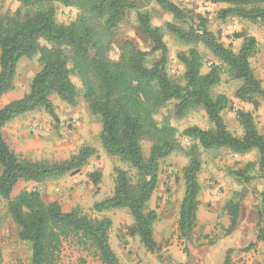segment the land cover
<instances>
[{
  "label": "trees",
  "instance_id": "obj_1",
  "mask_svg": "<svg viewBox=\"0 0 264 264\" xmlns=\"http://www.w3.org/2000/svg\"><path fill=\"white\" fill-rule=\"evenodd\" d=\"M20 7L14 13H3L0 7V100L15 88L18 66L22 59L38 57L40 70L34 76L30 90L22 98L0 109V198L17 227L18 238L31 246L30 264H60L66 242L91 253L102 264H121L110 244L113 221L107 216L92 217L80 207L64 212L58 202L46 203L40 190H21L12 196L19 182L44 184L64 176H75L95 156L94 148L86 146L64 161H37L23 158L8 144L3 134L7 123L21 115L45 110L56 117L51 100L57 95L70 107H76L83 96L90 112L100 115V139L105 154L128 164L136 171L133 178L123 169H116L112 196L93 205V212L127 210L133 220L128 233L138 237L151 254H159L163 244L155 236L156 211L147 205L159 185L163 161L174 153L189 159L183 169L184 196L180 203L179 233L184 240L207 242L218 239L196 233L197 214L202 191L199 174L202 153L228 149L246 155L258 152L256 163L233 171L243 187L250 186L256 177L264 180V135L255 124L253 114L238 111L243 134H232L225 123L223 112L230 104L224 94L213 96V89L224 74L241 83L236 97L259 107L264 102V86L251 66L258 51V41L245 36L238 51L226 47L206 27L202 20L198 27L188 24L190 11L171 0H17ZM226 4L220 19L238 18L254 24L264 23V0H210ZM155 3L173 16L165 28L152 25V14L143 12L144 3ZM57 4L78 10L69 24L57 20ZM137 12L138 29L147 38L148 48H139L127 41L112 55L120 25L131 12ZM174 35L188 51L178 53L185 66L184 84L171 80L167 72L169 49L165 32ZM203 45L218 60L204 72ZM159 56V60H154ZM72 77L79 79L78 89ZM166 111V116H162ZM198 113L210 128L191 126L180 132L172 120H184ZM181 138L189 141L185 148ZM149 144L148 158L143 146ZM93 177V176H92ZM255 177V178H256ZM241 178L243 181H240ZM255 195V193H254ZM245 191L239 195L244 198ZM256 242L244 251L264 242V188L257 194ZM230 225L223 237L230 236L238 226L240 200L225 205ZM2 217L0 216V230ZM231 251L225 264H231ZM3 254L0 249V264Z\"/></svg>",
  "mask_w": 264,
  "mask_h": 264
},
{
  "label": "rangeland",
  "instance_id": "obj_2",
  "mask_svg": "<svg viewBox=\"0 0 264 264\" xmlns=\"http://www.w3.org/2000/svg\"><path fill=\"white\" fill-rule=\"evenodd\" d=\"M171 1H173L178 6L187 9V11H190L188 24H183L184 27L187 28L190 25L198 27L202 23V20L197 17L200 16L206 20L207 29L214 33L226 47L231 48L234 51H238L240 49L245 36L255 37L258 41V51L251 59V66L264 86V23L254 24L238 18L222 20L220 19L219 15L221 9L218 6L213 7L210 3V0ZM0 7L4 14L14 13L20 7V3L17 0H0ZM56 7L58 22L69 24L76 19L78 14L77 9L65 7L61 4H57ZM142 11L151 13L152 25L160 26L163 29L165 28L167 22L174 21V18L171 14L164 12L153 2L144 3ZM164 32L165 42L169 49L167 63L168 76L171 80L180 84H184L183 77L185 66L180 62L178 53L182 51H188L189 48L180 42L174 35L170 34L166 30H164ZM118 33V39L112 48L113 56H117L119 54V47L125 44L127 41L139 48L146 49L149 46L146 36L138 29L137 12L135 11L131 12L127 19L120 25ZM199 49L204 57V72H208L211 67L209 65L217 64L219 62L203 45H200ZM154 58L156 61L159 60L160 57L156 56ZM40 68L41 67L38 62V57H35L32 60L27 58L22 59L18 66L17 77L15 79V88L13 91H11V93L9 92L10 94L7 93V96L3 98L2 103L20 99L25 94H27L30 90L32 80ZM72 81L77 87H79L78 89H82L78 78L72 77ZM240 85V82L233 81L228 77V75L224 74L222 76L221 82L213 89V96L224 94L230 100L228 108L223 112V118L227 128L232 134L236 136H241L243 134V128L240 125L237 116V112L242 110L253 114L258 131L264 135V102L259 100V107L255 109L253 104L237 98L236 92ZM79 99H81L80 101L83 103V96H81ZM51 100L55 106L56 117H52L45 110L37 111L35 113L36 117H34L35 119L37 118L34 120L35 124L28 126L27 132L30 136L28 141H25L27 139L22 137H20L19 140L22 145L30 147L29 150L31 152L28 154L29 158L25 156L23 157L21 154L18 155L23 158L34 159L37 161H64L76 154L83 147L89 146L94 148L96 151L95 156L92 158L95 160L94 167H100L97 170L88 173L86 178L82 180L81 185H84L86 188L91 185L92 194H94L93 196H100V198H105L110 194H113L115 188L116 169L126 170L133 178H135L136 171L128 164L105 154L99 135L100 131L98 132L99 127H102L100 115H94L92 113L89 115L88 111L90 112V110L86 102H84L81 106L79 105L78 110L80 114L84 116V119L89 124V134L87 135L88 138L86 143H81V141L77 142L73 139V137L76 134V131L79 129L78 120L69 118V116L67 119H63L61 116L63 102L57 95H53ZM64 110L68 111L69 107L65 108ZM162 116H166V111H163L159 118L162 119ZM44 122L49 127L44 125ZM171 122L173 126H175L180 132L191 126H198L202 129H208L211 127L204 116L198 113H193L184 120L173 119ZM86 131L87 130L84 132ZM181 142L185 148L189 147L190 143L187 139L181 138ZM143 152L144 156L148 158L150 153L149 144H144ZM257 160L258 152L256 151L246 155L236 154L228 149H219L207 152L204 151L202 153L203 166L199 174V182L201 183L202 187L201 194L205 195V193H209L213 196L214 194L212 193L217 192L218 194H223L229 191L232 200L242 201L244 199H239V195L245 191V194L248 192L253 194L255 193L254 197L257 198V194H259V192L264 188V180L261 178L258 179L256 177L257 169H251L249 171L250 175H253V177L251 178L250 186L246 187H243L241 184H239L238 178L231 174L233 171L245 169L247 164L256 163ZM90 161L89 167L92 166V162ZM188 162L189 159L187 156L181 153H174L163 161L160 172L161 183L155 192H160L161 196L159 198H166V205L176 203L169 200L171 198H183L185 187L182 175L183 169L188 164ZM73 179L75 178H73L71 175L64 176L63 182H58L56 187L72 192L76 187H78L77 183L73 182ZM240 181H243V179L241 178ZM211 183H214V185L209 186L208 184ZM24 189L39 190V187L27 185L22 182L17 185L15 188V193H13L12 196L15 197L21 190ZM41 193L43 194V199H47L46 191L42 190ZM80 208L92 217H103L98 213L93 212L92 206H89L88 208ZM159 208L160 206H157V209ZM208 208H210V205ZM147 210L152 211V208L148 206ZM157 214L159 219L155 224V228L156 226L158 227L157 235L162 236V230L159 224L162 221V218L167 215L166 212H157ZM128 215L130 216V213L127 210H121L119 211L117 217L122 219V222H126L128 220ZM0 216L2 217L0 230V249L3 254L2 264H30L31 246L29 243L19 240L17 227L7 212L6 202L1 198ZM224 216L225 215L219 210L218 215L215 217L217 221L215 231L208 235L212 239L217 238L220 240V238L225 236L224 232L229 226L227 227L224 225V219L226 218H224ZM197 234L199 235V233ZM200 236H204V234H200ZM160 242H167L170 244L171 238L168 241L162 239ZM230 251L232 252L230 255L231 264H264V248L260 250V254H258V249L255 247L249 249L248 251H244V249ZM140 257L142 259L141 264H161V262L156 258L157 256L149 252H140ZM73 258L78 259L77 261H79L80 264L84 263L83 258L78 255L77 250L72 251L63 249L60 264L62 260L66 261L67 259Z\"/></svg>",
  "mask_w": 264,
  "mask_h": 264
},
{
  "label": "crops",
  "instance_id": "obj_3",
  "mask_svg": "<svg viewBox=\"0 0 264 264\" xmlns=\"http://www.w3.org/2000/svg\"><path fill=\"white\" fill-rule=\"evenodd\" d=\"M211 4L213 7L218 6L220 9L228 7L226 4ZM5 96H7V94L4 95L0 100V109L12 101L18 100L15 99L2 103ZM80 100L81 99H79L78 105L76 107H70L62 103L63 107L61 110V116L63 119H67L69 116V118L78 120L79 129L76 131L73 139L77 142L81 141V143H86L88 138L87 135L89 134V124L78 110L79 105L81 106L85 102V100H83L82 103ZM67 107H69V110L65 111L64 109ZM35 113L36 112L21 115L7 123L3 128L4 137L6 138L10 147L17 154L23 155V157H28V154L31 151L29 150L30 147L22 145L19 140L20 137H22L27 139L25 141H28L30 137L27 132L28 126L35 124L34 120L37 119L34 118L36 117ZM88 114L91 115V112L88 111ZM44 125L48 126L45 122ZM85 130L87 131L84 132ZM101 131L102 127H99V135ZM90 162H92L91 167H89V163L80 174L73 176V178H75L73 179V182L77 183L78 187H76L72 192L56 187L58 182H63L64 177L60 178L59 180L48 181L44 184L25 183L23 181L19 182L18 184L23 182L27 185L38 186L40 191H46L47 199H44L45 202L60 203L64 212H71L74 208L79 206L82 208H88L89 206L93 207L95 203L101 202L113 194H110L105 198H100V196L95 197L93 196L94 194H92L91 185H89L88 188H86L84 185H81L82 180L86 178L88 173H91L100 167H94L95 160L92 159ZM159 181L158 187L161 183V177ZM208 185L213 186L214 183ZM13 193H15V189ZM229 193V191L223 194H218L216 192L212 193L214 194L213 196L209 193H205V195L201 194L199 198L201 204L197 214V227L195 229L196 233H199V235H209L210 233L214 232L217 222L215 217L218 215L219 210L225 215L224 218L226 217L224 219V225L227 227L230 225V216L224 208L226 203L232 199ZM160 196V192H155L151 200L148 202L147 207L150 206L152 210H155L159 213L166 212L167 215L162 218V221L159 224L162 230V236L157 235L158 227L156 226L155 228V236L159 243H161L160 241L162 239L168 241L171 238L170 244L167 242L161 243L164 247L159 254H153L157 256L156 258L161 262V264H225L230 250H242L256 242L258 218L255 205L258 203V199L254 197V194L251 192L246 193L243 198L244 200L240 201L239 221L235 231L230 236L220 238V240H218L214 245H209L207 242H196L193 240L182 239L179 233L178 222L180 217V203L183 198H171L169 200L176 203L166 205V198H159ZM209 205L210 208H208ZM157 206H160V208L157 209ZM119 211L121 210L116 209L99 214L100 216H107L113 221V226L110 231L111 247L121 264H141L142 259L140 257V252L147 251L138 237H133L128 233V228L133 224L131 220L132 218L128 215V220L126 222H122V219L117 217ZM255 248L258 249V254H260V250L264 248V242L257 243ZM63 249L72 251L77 250L78 255H80V257H82L84 260L83 264H102L98 258H95L91 253L77 247L73 243L66 242ZM77 260L78 259L74 258L67 259L66 261L62 260L61 264H80V262Z\"/></svg>",
  "mask_w": 264,
  "mask_h": 264
},
{
  "label": "built area",
  "instance_id": "obj_4",
  "mask_svg": "<svg viewBox=\"0 0 264 264\" xmlns=\"http://www.w3.org/2000/svg\"><path fill=\"white\" fill-rule=\"evenodd\" d=\"M209 66H211V65H209Z\"/></svg>",
  "mask_w": 264,
  "mask_h": 264
}]
</instances>
